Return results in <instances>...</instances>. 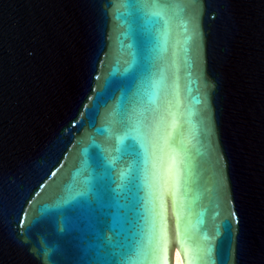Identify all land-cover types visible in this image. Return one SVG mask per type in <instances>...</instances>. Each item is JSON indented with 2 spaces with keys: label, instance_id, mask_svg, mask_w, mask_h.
I'll use <instances>...</instances> for the list:
<instances>
[{
  "label": "water",
  "instance_id": "1",
  "mask_svg": "<svg viewBox=\"0 0 264 264\" xmlns=\"http://www.w3.org/2000/svg\"><path fill=\"white\" fill-rule=\"evenodd\" d=\"M0 195V264H264V0H0Z\"/></svg>",
  "mask_w": 264,
  "mask_h": 264
},
{
  "label": "snow or ice",
  "instance_id": "2",
  "mask_svg": "<svg viewBox=\"0 0 264 264\" xmlns=\"http://www.w3.org/2000/svg\"><path fill=\"white\" fill-rule=\"evenodd\" d=\"M122 118H126V113L123 114ZM101 192L106 196L108 190L102 188ZM0 204H2V195H0ZM95 225L99 229H102L105 226L103 214L95 218ZM226 227L231 231L230 224L226 225ZM20 235H23V233H20ZM110 257L111 253L101 254L98 252L92 255H85L77 246L67 244L62 255L54 260L52 264H119V261Z\"/></svg>",
  "mask_w": 264,
  "mask_h": 264
},
{
  "label": "bare ground",
  "instance_id": "3",
  "mask_svg": "<svg viewBox=\"0 0 264 264\" xmlns=\"http://www.w3.org/2000/svg\"><path fill=\"white\" fill-rule=\"evenodd\" d=\"M173 264H183L182 257L178 251V249L174 250L173 253Z\"/></svg>",
  "mask_w": 264,
  "mask_h": 264
}]
</instances>
